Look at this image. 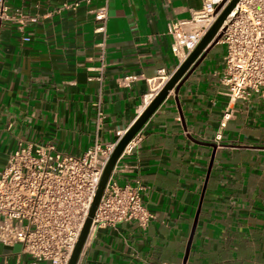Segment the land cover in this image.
I'll list each match as a JSON object with an SVG mask.
<instances>
[{
	"label": "crops",
	"instance_id": "obj_1",
	"mask_svg": "<svg viewBox=\"0 0 264 264\" xmlns=\"http://www.w3.org/2000/svg\"><path fill=\"white\" fill-rule=\"evenodd\" d=\"M75 1L6 0L11 14L36 22L23 34L12 23L0 27V168L20 142L80 156L96 140L117 141L179 67L169 25L191 19L205 0H109L104 57L92 11L105 0L65 8ZM224 56L217 45L125 159L120 183L146 187L154 218L145 229H98L78 264H264V99L232 104L220 129L230 104ZM128 76L137 80L122 86ZM30 263L21 245L0 244V264Z\"/></svg>",
	"mask_w": 264,
	"mask_h": 264
},
{
	"label": "built area",
	"instance_id": "obj_2",
	"mask_svg": "<svg viewBox=\"0 0 264 264\" xmlns=\"http://www.w3.org/2000/svg\"><path fill=\"white\" fill-rule=\"evenodd\" d=\"M97 0H77L65 5L76 10L83 3ZM233 0H205L189 20L171 23L168 34L172 38V53L179 66L195 50L221 13ZM109 0L93 10L94 19L101 22L98 32L103 33L99 47L104 57L106 22ZM220 10L217 12V9ZM36 18L26 19L22 14H11L6 0H0V27L15 25L20 33ZM219 44L225 46V69L222 76L224 95L229 107L223 113L221 130L234 115L232 104L250 102L254 95L264 99V0H240L225 21ZM24 42H30L23 36ZM136 77L121 80L129 86ZM159 87L144 99V110L149 106ZM104 115L98 111V126ZM125 133L111 143L99 140L80 155L61 153L54 144L20 142L6 165L0 168V244L13 248L21 245L23 253L31 258L30 264H69L80 238L104 170ZM142 140L139 132L128 144L118 160L104 191L90 228L86 245L101 228H115L122 223L135 222L145 229L154 218L143 202L146 190L140 181L120 183L128 171L125 159ZM222 140V134L216 141ZM85 245V246H86Z\"/></svg>",
	"mask_w": 264,
	"mask_h": 264
},
{
	"label": "water",
	"instance_id": "obj_3",
	"mask_svg": "<svg viewBox=\"0 0 264 264\" xmlns=\"http://www.w3.org/2000/svg\"><path fill=\"white\" fill-rule=\"evenodd\" d=\"M240 0H233L232 3L221 13L215 24L206 33L203 39L200 41L195 50L189 55V57L178 67V69L170 76L168 81L160 88L159 92L155 95L149 106L142 112V114L137 118L135 123L131 128L125 133L120 142L118 143L115 151L113 152L105 170L102 175L97 193L93 200L92 206L90 208L88 217L84 224V228L81 232L78 243L69 261V264H78L80 257L84 251L90 228L92 226L93 219L95 217L96 211L100 204V201L104 195V191L112 175V172L124 153L128 144L133 140V138L142 131L151 117L157 112L160 106L168 98V96L174 92L175 97L178 96L181 88L190 78V76L199 68L212 52V50L219 45L222 37L221 29L229 17V15L234 11L236 5ZM220 7L217 9V12ZM211 148L216 149V145L210 144Z\"/></svg>",
	"mask_w": 264,
	"mask_h": 264
}]
</instances>
